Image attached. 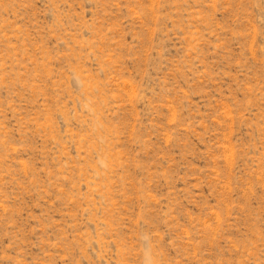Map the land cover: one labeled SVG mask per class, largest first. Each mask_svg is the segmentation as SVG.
I'll return each mask as SVG.
<instances>
[{
  "label": "rangeland",
  "instance_id": "rangeland-1",
  "mask_svg": "<svg viewBox=\"0 0 264 264\" xmlns=\"http://www.w3.org/2000/svg\"><path fill=\"white\" fill-rule=\"evenodd\" d=\"M0 264H264V0H0Z\"/></svg>",
  "mask_w": 264,
  "mask_h": 264
}]
</instances>
